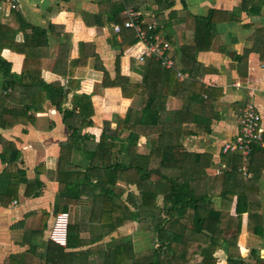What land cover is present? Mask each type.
I'll list each match as a JSON object with an SVG mask.
<instances>
[{
    "label": "crops",
    "instance_id": "1",
    "mask_svg": "<svg viewBox=\"0 0 264 264\" xmlns=\"http://www.w3.org/2000/svg\"><path fill=\"white\" fill-rule=\"evenodd\" d=\"M120 4L126 5L121 12L126 20L128 17L125 10L131 8L140 12L146 22L158 26L162 36L172 47L171 54L176 63L183 66L184 71H180L189 75L188 80L216 88L212 95V106L206 109L211 130L206 132L199 129L198 135L182 140L181 151L186 156L178 165L184 167L198 162L201 153H205L212 155L218 165L221 164L216 168H209V175L214 177L221 174L224 166L221 163L224 155L222 147L236 138L240 115L247 102L253 101L256 104L264 128V0L0 2V21L17 31V43L24 42L25 34L31 32L29 26L47 30L51 25L58 27L53 33L48 31L49 46L40 50L43 56V83L60 82L63 86L66 85L71 61L78 59L83 52L88 57L87 65L76 68L74 77L80 82L78 93L92 97L95 110L93 126L83 133L93 134L96 139L99 138L105 121L125 118L128 109L139 103L136 98L123 97L118 87L102 86L106 71L114 77L118 58L122 75L137 83L142 80V75L134 70V67L142 66L136 58L142 50L141 45L136 44L122 52L119 48L121 32L114 31V25L120 26L114 22ZM214 9L220 11L216 15L218 22L215 33L207 37L200 36L197 19L206 17ZM59 27L70 35L69 51L64 48L66 59H57L61 49L60 40L64 37ZM80 44L86 45L84 50ZM2 56L11 63L13 73L21 72L24 55L5 49ZM4 80L0 74V94L4 93ZM71 97L72 95L68 107ZM184 104L183 100L173 97L169 100L168 108L180 110ZM44 108L43 112L33 114L31 122L17 124L13 128H6L4 120L0 119V154L8 148L9 143L11 147H16L21 152L18 166L26 171L28 181L38 179L42 183L39 196L27 197V185L23 183L15 200L8 206L0 203V264H103L105 255L114 245L112 239H130L135 251L150 247L151 243L146 241L139 245L140 240L137 238L145 235V232L137 222L118 228L102 238L105 228L101 224L90 222L92 204L85 196L79 204L70 205L68 210L70 225H81L79 236L72 241L73 247H62L50 240L62 189L54 173L58 168L61 143L68 138L70 132L63 123L62 115L50 101L45 102ZM195 112L201 114L199 106H196ZM112 126L115 127L116 123H112ZM78 160L80 155L75 154L73 163ZM253 162L250 164L247 159L239 169L240 175L236 177L238 182L251 183L254 188H259L246 192L248 201H251L247 207L253 210V215L249 218L250 214H243L237 247L245 264H264V155L261 158L257 156ZM6 166L0 157L1 182L9 181ZM244 168L250 174L249 177L244 175ZM260 173V178L254 180V176ZM61 179L63 182L69 181L66 175L61 176ZM120 186L125 187L124 184ZM32 189L38 190L35 186ZM128 192L123 193L124 200L127 199ZM234 197L233 203L223 204L218 195L211 201H214L217 209H224L227 218L236 219V200L239 197L236 191ZM255 215L262 216V235L254 233V229L259 227ZM232 221L230 229L235 232L238 223ZM162 236L166 240L173 239V234L168 231H164ZM101 249L104 254L100 253ZM215 257L217 264H229L226 244L216 251ZM198 259L202 260V256ZM105 262L109 264L107 259Z\"/></svg>",
    "mask_w": 264,
    "mask_h": 264
},
{
    "label": "trees",
    "instance_id": "2",
    "mask_svg": "<svg viewBox=\"0 0 264 264\" xmlns=\"http://www.w3.org/2000/svg\"><path fill=\"white\" fill-rule=\"evenodd\" d=\"M125 6L120 4L114 16V22L121 26L119 48L122 52L138 43L136 32L124 26L126 18L121 12ZM219 13L214 9L206 17L197 19L200 36L215 33ZM29 27L31 32L25 34L24 42L17 43V31L0 21V74L5 79L4 93L0 94V119L8 129L31 122L33 114L45 110L46 101H50L62 115L70 134L61 143L58 168L54 173L62 188L56 216L68 212L70 205L79 204L85 196L92 204L90 222L105 228L102 238L128 224H139L151 243L150 247L135 251L130 239H112L114 245L105 255L103 264H107L106 259L109 264H217L215 253L224 244L227 245L229 264H245L237 239L243 214H250L249 218L253 215V210L247 207L251 201H248L246 192L259 190L251 183L236 179L247 160L240 153L221 155L222 173L214 177L207 170L221 164L218 165L212 155L201 153L198 162L184 167L178 165L186 156L181 151L182 140L198 135L199 129L211 130L206 109L212 106L216 88L206 87L199 81L180 80L177 73L184 71L182 64L176 63L173 69L165 70L154 58L146 59L142 66H132L142 75L141 82L137 83L122 75L118 58L114 77L106 71L102 86L118 87L123 97L136 98L139 103L128 109L125 118L105 121L96 139L93 134L83 133L93 126L92 97L78 93L80 82L74 77L76 68L87 65L88 57L83 52L78 59L71 61L66 85L43 83L40 50L49 46L48 31L53 33L58 27L51 25L49 30ZM59 29L64 37L60 40L57 59H66L64 48L69 51L70 35L62 27ZM157 31L161 34L160 29ZM85 46L80 44L83 50ZM5 49L24 55L19 74L12 72L11 63L2 56ZM173 97L185 102L180 110L168 108ZM196 106L200 107V115L195 112ZM112 123L116 126L113 127ZM10 145L0 154L2 162L7 165L5 172L9 180L0 181V203L3 206L17 198L23 183L27 185V197H36L42 192V183L38 179L28 181L26 171L18 166L21 152ZM75 154L80 155L77 163H73ZM262 155L264 149L255 148L248 162L253 164L254 158ZM63 175L69 177V181L63 182ZM260 175H255L254 180ZM33 184L38 190L32 189ZM127 190L129 195L124 200L122 195ZM235 191L239 194L237 217L227 218L224 209H217L211 200L218 195L223 204L233 203ZM255 216L259 227L254 233L262 235V216ZM232 220L238 223L235 232L230 229ZM80 229L81 225H69L67 247H73L72 241L79 236ZM164 231L173 234L171 241L163 238ZM100 253L104 254L102 249ZM200 256L202 260L198 259Z\"/></svg>",
    "mask_w": 264,
    "mask_h": 264
},
{
    "label": "built area",
    "instance_id": "3",
    "mask_svg": "<svg viewBox=\"0 0 264 264\" xmlns=\"http://www.w3.org/2000/svg\"><path fill=\"white\" fill-rule=\"evenodd\" d=\"M125 13L128 17L124 26L133 29L138 37L137 45H141L142 50L136 58L139 63L144 64L146 59L154 58L165 70L173 69L176 59L171 54V45L158 33V26L155 23H148L142 14L134 9L127 8ZM116 33L121 32L119 25H114ZM180 80L189 79V75L178 71ZM264 147V128L261 116L256 104L253 101L246 103L239 119V132L235 139L225 143L222 147L223 154L240 153L246 160L252 155L255 148ZM245 176L249 177L247 169H243ZM70 225V214L68 212L59 213L50 231V240L57 245L66 247L68 243V227Z\"/></svg>",
    "mask_w": 264,
    "mask_h": 264
},
{
    "label": "rangeland",
    "instance_id": "4",
    "mask_svg": "<svg viewBox=\"0 0 264 264\" xmlns=\"http://www.w3.org/2000/svg\"><path fill=\"white\" fill-rule=\"evenodd\" d=\"M137 240H140L139 245H140V244L143 245L144 243L148 242V241L146 240V234H145V235H142V236H140V237H138ZM145 241H146V242H145ZM140 247H141V246H140ZM138 249H139V246H138Z\"/></svg>",
    "mask_w": 264,
    "mask_h": 264
}]
</instances>
